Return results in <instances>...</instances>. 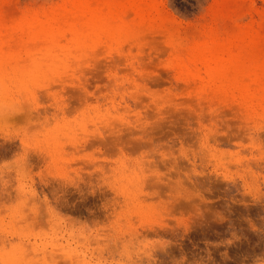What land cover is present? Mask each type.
<instances>
[{
    "label": "rangeland",
    "instance_id": "374dc122",
    "mask_svg": "<svg viewBox=\"0 0 264 264\" xmlns=\"http://www.w3.org/2000/svg\"><path fill=\"white\" fill-rule=\"evenodd\" d=\"M214 40L240 64L210 78L193 52ZM17 258L264 264V0H0V264Z\"/></svg>",
    "mask_w": 264,
    "mask_h": 264
},
{
    "label": "bare ground",
    "instance_id": "6f19581e",
    "mask_svg": "<svg viewBox=\"0 0 264 264\" xmlns=\"http://www.w3.org/2000/svg\"><path fill=\"white\" fill-rule=\"evenodd\" d=\"M239 54H241V53H239ZM224 56H227V59H224ZM193 57L195 59V62H197V64H199L201 67H203L206 70V72L208 73V75L210 76V78H213V75H214L213 73H217L219 75H224L225 76V74H227V72L229 71V64H228L229 62L236 61L237 62V65H238V63L240 64V60L238 58V55L235 54V51L233 50V47L231 46V44L230 43L221 42V41H217V40H214L213 42H209L207 44H201V45H199L194 50ZM241 64H242V62H241ZM48 152L50 154H52V155H56L55 153H57L58 151H55V150L54 151H52V150L45 151L44 150L42 152H35L34 153V156H35V158L37 160H40V159H43V155L44 154H47ZM79 177H80L79 178V181L81 179H83V177L80 176V174H79ZM66 179H67V182L68 183H72L71 185L75 184L74 183V179L70 175L69 176H66ZM45 199L47 201V198H45ZM171 209H173V208H170V210ZM118 215H121V212H119ZM38 218H39V215H38ZM35 220H38V219H35ZM139 233L140 232H138L136 230L134 232V236L135 237H138V234ZM155 234H158V233H155ZM166 243L167 242H164L163 243V248L164 249H166V247L168 245ZM111 252H113V251H111ZM27 259L28 260L26 261V260H23L21 258H17L16 260H12L13 262L11 261V263L9 262L8 264H26V262H28L27 264H37L36 261L35 262L29 261L31 258L30 259L27 258ZM3 264H6V263H3Z\"/></svg>",
    "mask_w": 264,
    "mask_h": 264
}]
</instances>
